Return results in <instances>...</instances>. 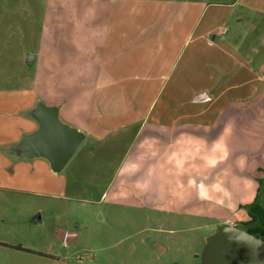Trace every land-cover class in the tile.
<instances>
[{"label": "crops", "instance_id": "obj_1", "mask_svg": "<svg viewBox=\"0 0 264 264\" xmlns=\"http://www.w3.org/2000/svg\"><path fill=\"white\" fill-rule=\"evenodd\" d=\"M48 1L18 3L40 20L28 28L23 21L32 46L22 50L36 89L20 113L8 112L16 127L8 138L12 154L54 173L44 158L19 151L38 128L33 110L44 104L84 135L65 164L81 195L102 179L98 202L156 209L165 194L173 207L160 213L211 219L217 229L245 221L240 206L253 201L264 179V0L157 7ZM143 93L150 99L141 111ZM100 173L106 176L98 180ZM180 203L210 210L192 213L178 209ZM217 208L231 218L217 222ZM144 245L156 257L169 251L157 238Z\"/></svg>", "mask_w": 264, "mask_h": 264}, {"label": "rangeland", "instance_id": "obj_2", "mask_svg": "<svg viewBox=\"0 0 264 264\" xmlns=\"http://www.w3.org/2000/svg\"><path fill=\"white\" fill-rule=\"evenodd\" d=\"M47 1L37 0L43 6ZM51 1L57 0L48 2ZM66 1L60 6H71ZM132 1L139 6L157 7L193 0ZM197 1L227 4L234 0ZM18 3L19 0H0V264H199L206 237L217 230L211 219H185L178 214L160 213L157 208L173 207V198L165 194H162L163 206H155L156 209L145 206L149 204L139 208L117 205L111 198L98 202L105 187L99 178L104 173L96 177L99 182L86 185L84 196L81 185L69 184L70 165L52 173L34 159L24 161L9 150L12 143L8 138L16 134V127L8 112L20 113L18 106L36 89L34 69L26 67L27 55L22 50L24 46H32L23 21L25 17L28 28L40 18L25 14L27 10ZM149 99V93L142 94L141 111ZM89 173L94 174L88 171L86 175ZM107 174L110 175L109 168ZM91 181L97 180L93 177ZM117 188L114 186L112 191ZM122 188L130 191L127 184ZM148 201L145 198V203ZM177 206L192 213L204 214L210 210L205 205ZM217 209L213 211L219 219L217 222L231 218ZM148 238L160 239L169 251L156 257L144 245Z\"/></svg>", "mask_w": 264, "mask_h": 264}, {"label": "water", "instance_id": "obj_3", "mask_svg": "<svg viewBox=\"0 0 264 264\" xmlns=\"http://www.w3.org/2000/svg\"><path fill=\"white\" fill-rule=\"evenodd\" d=\"M38 128L20 144L24 158L41 157L53 172H59L84 139L77 129L61 122L57 109L39 104L32 112ZM199 264H264V240L232 225H222L206 237Z\"/></svg>", "mask_w": 264, "mask_h": 264}, {"label": "trees", "instance_id": "obj_4", "mask_svg": "<svg viewBox=\"0 0 264 264\" xmlns=\"http://www.w3.org/2000/svg\"><path fill=\"white\" fill-rule=\"evenodd\" d=\"M258 183L259 186L253 201L240 206L244 210L247 219L236 222L234 226L258 239L264 240V179H260Z\"/></svg>", "mask_w": 264, "mask_h": 264}, {"label": "built area", "instance_id": "obj_5", "mask_svg": "<svg viewBox=\"0 0 264 264\" xmlns=\"http://www.w3.org/2000/svg\"><path fill=\"white\" fill-rule=\"evenodd\" d=\"M261 76H262V78H264V72L261 74ZM64 238H63V241L66 239V236L64 235L63 236Z\"/></svg>", "mask_w": 264, "mask_h": 264}]
</instances>
